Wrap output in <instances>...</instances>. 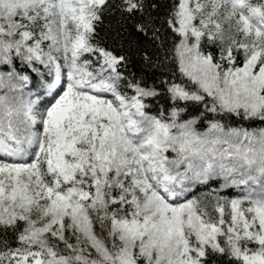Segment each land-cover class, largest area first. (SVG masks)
<instances>
[{
	"label": "snow or ice",
	"instance_id": "6c2138e0",
	"mask_svg": "<svg viewBox=\"0 0 264 264\" xmlns=\"http://www.w3.org/2000/svg\"><path fill=\"white\" fill-rule=\"evenodd\" d=\"M0 264H264V0H0Z\"/></svg>",
	"mask_w": 264,
	"mask_h": 264
}]
</instances>
